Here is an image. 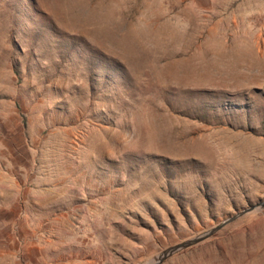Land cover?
Wrapping results in <instances>:
<instances>
[{
	"label": "rangeland",
	"instance_id": "374dc122",
	"mask_svg": "<svg viewBox=\"0 0 264 264\" xmlns=\"http://www.w3.org/2000/svg\"><path fill=\"white\" fill-rule=\"evenodd\" d=\"M262 199L264 0H0V264H143ZM162 264H264V211Z\"/></svg>",
	"mask_w": 264,
	"mask_h": 264
},
{
	"label": "water",
	"instance_id": "95a60500",
	"mask_svg": "<svg viewBox=\"0 0 264 264\" xmlns=\"http://www.w3.org/2000/svg\"><path fill=\"white\" fill-rule=\"evenodd\" d=\"M262 211H264V199L259 200L257 203L250 204L245 208H242L241 210L237 211L232 215H229L228 217L224 218L223 220L211 226L210 228L205 229L204 231L186 240H183L179 243L162 249L143 264H162L165 260L172 257L173 255L207 240L208 238L212 237L213 235H215L228 225L241 219L242 217L252 213H259Z\"/></svg>",
	"mask_w": 264,
	"mask_h": 264
},
{
	"label": "trees",
	"instance_id": "16d2710c",
	"mask_svg": "<svg viewBox=\"0 0 264 264\" xmlns=\"http://www.w3.org/2000/svg\"><path fill=\"white\" fill-rule=\"evenodd\" d=\"M21 116H22V124H24L25 123V118H24L23 115H21Z\"/></svg>",
	"mask_w": 264,
	"mask_h": 264
}]
</instances>
